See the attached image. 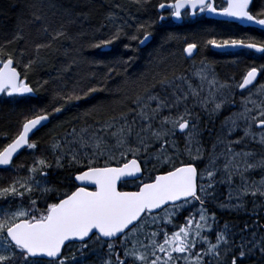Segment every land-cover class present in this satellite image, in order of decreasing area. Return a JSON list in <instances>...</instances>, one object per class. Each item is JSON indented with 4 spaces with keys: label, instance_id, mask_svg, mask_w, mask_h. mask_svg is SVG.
Segmentation results:
<instances>
[{
    "label": "trees",
    "instance_id": "16d2710c",
    "mask_svg": "<svg viewBox=\"0 0 264 264\" xmlns=\"http://www.w3.org/2000/svg\"><path fill=\"white\" fill-rule=\"evenodd\" d=\"M172 1L142 0L137 3L136 0H0V48L13 54L22 79L27 76L26 82L35 93V96H8L5 93L0 96V150L19 134L26 119L32 118L41 110L51 113L49 123L31 136L30 141L35 142L37 147L24 149L13 161L14 164L22 158L26 164L19 166L18 170H14V165H11L4 171H18L16 179L26 180L30 176L28 169L37 158L53 165L45 169L48 173L46 178L37 174L35 179L40 181L41 185L55 187L58 192L42 195L40 191L35 190L30 197L24 196L25 201L22 203L28 208L31 206L30 199H34L37 201L36 206L43 211L46 204L56 202L59 193L74 191L77 187L75 174L86 169V161L82 160L80 166H69L67 157L63 161V167H56L55 160L59 152L53 149L55 143H63L66 136L72 139L69 133L74 127L77 132L83 127H89L91 132L99 129L102 123L111 117H116L118 123L122 122L119 120L122 112L129 113L128 119L131 121L136 118L132 112V109L136 108V96L155 94L161 98H172L173 85L162 86L161 78L166 77L173 81L174 85H178L177 81H181L179 78L191 75V71H204L201 74L209 73L212 79L213 76L218 77V85L231 83L233 95L227 96L226 88L219 89L220 95L211 101L223 100V104L220 110L214 111L210 104L212 102L206 101L200 86L199 97L191 100L194 106L191 120L197 126L193 146L188 145L180 133L176 132L174 136L169 137V140L175 143V149L168 146L167 152L169 155H175L178 151L176 166H179L181 161L194 162L201 175L206 163L209 164L214 158V196L204 202L208 214L215 213L212 235L224 231L227 225V234L236 245L241 243V238L245 242L255 241L259 244L264 237V200L254 201L253 196H249L251 194H245L241 207L231 211H220L216 200L219 199L218 191L222 190L221 185L230 188L222 179L225 175L229 176L228 171L224 170V164L230 157L226 156L224 145L218 143L228 134L231 119L236 118L235 114L243 108L237 103L251 91H240L237 85L250 65H264V55L258 56L247 49L218 52L211 50L210 43L208 45L207 42L215 40L222 43L231 39L264 42V31L253 26L244 27L236 22L208 18L205 14L191 18L189 12L181 23H177L170 16L171 10L160 11L158 7L160 3ZM215 3L219 8L224 6L225 0H215ZM261 8H264V0H253L250 8L253 13H258ZM36 16L42 18L37 20ZM161 16L165 19L160 20ZM142 24L150 25L147 31L151 32V39L146 44L139 42L144 35L143 30L138 31ZM118 30V39H114L107 46L96 47L101 41L112 39ZM58 32L63 35L57 36ZM133 36H138L139 39L134 40ZM189 43L197 45L196 56L204 50L199 65L194 57L190 58L184 51L185 44ZM38 44L44 47L37 51ZM239 57V63H232L235 61L233 59ZM30 62L31 67L26 71L24 66ZM220 75L230 76L233 80L230 83L224 82ZM89 88L98 90L85 97L84 92ZM73 91L83 98L66 103L63 97ZM201 96L203 100L196 102ZM151 103L152 107L156 106L155 101ZM57 107L63 110L59 113L53 112ZM163 116H168L165 111L153 121L154 128L159 126ZM134 127L137 131L140 129L141 122L138 119ZM236 132L241 135V141H245L241 123L235 128L234 133ZM105 138L109 145L115 143L114 138ZM132 140L135 142V136ZM151 144L147 154L141 153L137 156L144 168V176L140 179L142 181H149L151 176L171 170L168 165L158 164L155 159L160 142L152 140ZM252 146L254 147L251 151L254 153L246 160L249 164L257 165L264 160V146ZM188 150L193 157L198 154L200 158L191 161ZM115 154L118 155V152ZM130 158L132 157L129 154L128 159ZM118 162H123L119 156L116 161L110 163L118 165ZM238 163L240 167L244 166V160ZM96 166H104V158H100ZM243 173L248 176L247 182L252 185L254 181L262 180L264 167L257 171L249 168ZM140 180L123 182L121 189L135 190ZM234 180L236 183L240 181L237 178ZM207 182V179L199 178L200 184L205 185ZM246 187L249 186L242 183L238 188L244 190ZM19 201L20 199L16 198L12 205L4 208L10 207L14 210L20 205ZM199 208L198 202H192L179 213L174 224H183L185 218L190 213L195 214ZM151 227L153 230L156 228L155 225ZM167 228L169 233L175 230L172 226ZM211 232L204 234L214 243L215 238L209 234ZM115 243L116 251H120L119 240ZM80 248V242L66 245L63 255L69 257V264H104L109 258L104 241L98 244L89 243L83 252ZM199 248L198 244L196 250ZM73 255L76 257L75 261L71 260ZM32 264H49V260L33 258ZM180 264H184V261L181 260ZM238 264H264V254H261L257 247L253 254L243 258L242 262L238 261Z\"/></svg>",
    "mask_w": 264,
    "mask_h": 264
},
{
    "label": "snow or ice",
    "instance_id": "6c2138e0",
    "mask_svg": "<svg viewBox=\"0 0 264 264\" xmlns=\"http://www.w3.org/2000/svg\"><path fill=\"white\" fill-rule=\"evenodd\" d=\"M136 2L141 3L142 0ZM252 3L253 0H225L224 6L218 8L215 0H173L171 4L160 3L158 7L171 8L170 15L176 18H180L183 11L188 10L191 15H196L197 11L209 12L264 26V8L254 14L250 9ZM35 18L39 20L42 17ZM159 19L165 18L161 16ZM147 27L150 25L139 26L138 31L144 32L143 39L139 40L141 44L151 36ZM59 35L63 33L58 32L57 36ZM119 35L120 30L112 39L101 41L96 47L111 44ZM132 39L136 40L139 37L133 36ZM209 43L218 48L243 47L264 53V42L246 43L244 39H231L219 44L215 40ZM42 47L44 45H36L37 51ZM196 48L195 43H189L184 51L191 56ZM16 63L12 53L0 48V93L8 96L33 93L34 89L26 82L27 76L21 78ZM24 67L27 71L31 67V62ZM261 72H264V65L250 67L237 87L247 89L253 85ZM205 78L201 76V80ZM160 83L162 86L173 85L171 99L161 98L155 94L138 95L134 100L136 108L132 109L136 117L133 120L128 119L129 113L122 112L119 117L122 122L118 123L116 117H111L110 120L103 122L99 129L91 132L89 127H83L79 132L74 127L69 133L72 139L66 136L63 143L57 142L53 145L54 151L59 152L55 160L56 167L64 166L65 157L69 166H80L82 160L86 161V170H81L74 177L76 181L81 182V186H77L71 192L59 193L56 202L46 204L43 211L36 206L37 201L34 199L29 201L30 208L24 207L23 204L14 210L10 207L0 208V264H32L33 258L37 257L48 258L49 264H69V257L63 255V249L66 242L73 241L80 242L81 252L88 248L89 243L98 244L104 241L109 257L104 264H113V258L115 264H180L181 260L184 264H238V261L242 262L243 258L253 254L257 247L259 252L264 254V237L259 244L255 241L245 242L241 238V243L236 245L227 234V225L224 231L218 232L214 243L204 234L211 232L215 223V213L208 214L204 207L205 199L214 196V158L201 175L194 162L181 161L180 166H176L178 151L175 155H169L167 152L168 146L175 149V143L170 141L169 137L174 136L177 131L181 133L187 131L188 141L191 142L192 130L195 129V125L190 123L192 113L186 105L183 112L177 111L175 115H172V112L178 110L189 95L199 97V91L189 83V92H183L179 85H174V82L166 77L161 78ZM210 84L215 85L217 81L213 79ZM230 87L229 84L219 85L220 89ZM97 90L89 88L84 92V96ZM82 98L75 91L63 97L66 103ZM152 101L156 102L155 107H152ZM222 104L223 101L215 103L214 111H218ZM249 104L252 105L251 108L248 107ZM166 108L169 115L161 117L159 126L154 128L153 121ZM62 110L61 107H57L53 112L59 113ZM50 115L51 113H44L41 110L32 118L25 120L19 134L0 150V166L11 165L14 155L25 146L29 149L37 147L35 142L30 141L29 134L42 122L48 121ZM137 119L141 122L138 131L134 127ZM241 119L246 122L244 137L256 140L257 134L253 126L258 125L259 142L264 145V85H261L259 99L254 100L251 95L245 98L244 111L231 119L230 131L238 127V120ZM106 136L114 138L115 143L109 145ZM133 136L135 142L132 140ZM152 140L160 142V149L155 154L157 163L168 165L171 170L153 175L150 182H144L140 180L144 169L137 156L148 153ZM235 143L240 141L237 140ZM116 152L123 162H118V166H111L110 162L117 160ZM188 152L191 161L200 158L199 155L193 157L190 150ZM129 154L131 159H128ZM251 155L249 152L233 153L232 160L224 165L229 177L234 174L243 177V172L249 168L264 167V160L258 165H253L247 163L245 159L244 168L241 170L236 158H247ZM100 158H104V166H96ZM51 167L53 165L46 160L37 158L28 169L30 173L28 179L14 180L9 186L0 188V199L8 200L11 197L22 200L25 195L30 197L35 190L40 191L42 195L57 193L55 187L41 185L40 181L35 179L37 174L46 178L48 173L45 169ZM198 177L201 180L207 179L208 183L198 184ZM129 179L140 180L136 185L137 190H121V182ZM88 185L92 188L90 189ZM257 193L264 196V182L260 186L253 184L251 188L246 187L241 195L255 196ZM192 202L199 203L198 211L195 214L190 213L183 224H174L179 213ZM152 225L156 226L154 230ZM167 226H172L175 230L169 233ZM117 240L120 242V251H116ZM198 244L200 248L196 250ZM75 259L73 255L71 260Z\"/></svg>",
    "mask_w": 264,
    "mask_h": 264
},
{
    "label": "rangeland",
    "instance_id": "374dc122",
    "mask_svg": "<svg viewBox=\"0 0 264 264\" xmlns=\"http://www.w3.org/2000/svg\"><path fill=\"white\" fill-rule=\"evenodd\" d=\"M205 14V12H203V13H201V12H197V15L199 16V15H204ZM170 16H172V15H170ZM208 43V45H209V42H207ZM207 45V46H208ZM211 45V44H210ZM186 46H187V44H185V48H186ZM210 49L211 50H213L211 47H210ZM214 51H216V50H214ZM203 52H204V50L202 51V52H200L199 54H198V56H196L197 54V51H196V53L193 55V56H190V58H193L194 57V59H196V61L198 62V65L200 64L199 63V60H200V58H201V56H202V54H203ZM233 60H235L234 62H232V63H239L240 62V60H241V58L239 57V58H235V59H233ZM192 62H193V60H192ZM204 65H207V64H204ZM196 70H193V71H191V75H186V77H185V79L184 80H178L177 82H179L178 83V85H179V89L180 90H182L183 92H189V88H188V84L190 83L191 85H192V87H194V88H196L198 91H199V94H200V92H201V90H200V86H202V89H203V91H204V95H205V99H206V101H209L210 100V102H212L211 100H213L215 97H217V96H219L220 94H219V85H218V83L217 84H215V85H213V84H210V82L213 80V79H215L216 81H218L219 80V78L218 77H216V76H213V79H212V75L211 74H209V73H205V74H201V73H203V72H195ZM193 74V75H192ZM198 74H201V75H198ZM209 74V75H208ZM198 75V76H197ZM201 76H204V77H206L204 80H201ZM226 76H224V77H222V75H220V78L224 81V82H227V81H229V83L230 82H232V80L233 79H230L229 77L230 76H227L226 78H225ZM233 77V76H232ZM236 77V76H235ZM234 77V78H235ZM230 85H231V83H230ZM221 90V89H220ZM226 95L227 96H232L233 95V89H232V87H230V88H226ZM251 95V98L252 99H254V100H256V99H259L260 98V96L259 97H255V92L254 93H252L251 91L250 92H248L247 93V95H245L243 98H241L240 100H239V102L237 103V105H242L243 106V108L242 109H239V112L238 113H240V112H243L244 111V100H245V98H247V97H249ZM195 97H192L191 95H189L188 96V98H187V100L184 102V103H182L181 105H180V107H179V109L178 110H173V112H172V115H175L176 114V112L177 111H179V112H183V110H184V107H185V105L187 106V108L189 109V111L192 113V115H193V113H194V109H193V103L191 102V100L192 99H194ZM224 98H226V96H224ZM200 100H203V97L201 96L200 98H198L197 99V101L196 102H198V101H200ZM223 100H219V101H216V102H212V103H210L211 104V107L214 109V106H215V103H220V102H222ZM240 101H243L242 103H240ZM209 106V105H208ZM248 107L249 108H251L252 107V105L251 104H249L248 105ZM220 110V109H219ZM163 111H165V114H167V115H169V111H168V109L166 108V109H164ZM238 113H236L235 115H237ZM190 123L191 124H194L193 123V120H191L190 121ZM241 123V126L243 127V129H245V127H246V122L244 121V120H239L238 121V124H240ZM195 125V124H194ZM231 127L232 126H228V129H229V131H228V134L226 135V137H222L221 139V142H219L218 144H220L221 146L222 145H224V151H225V154H226V156H229L230 157V159H229V161H231L232 160V154L233 153H239V152H249V153H254V151H251L252 150V148L254 147V146H252L253 144H255V145H262L260 142H259V133H260V128H256V126L254 125L253 126V130L256 132V134H257V138H256V140H252L251 138H249V137H244V132L242 133V137L245 139V141L243 140V141H241V139H240V136L241 135H239L237 132L236 133H234V131H235V129H233V130H231L230 131V129H231ZM195 131H197V126L195 125V129L194 130H192V140H191V142L189 143V141H188V132L186 131V132H184V133H180L179 135L180 136H182V138H184V140H185V142H187V144L188 145H190V146H193V142H194V132ZM238 131V130H237ZM242 132V131H241ZM177 133H178V131H177ZM237 140H239L240 141V143H235V141H237ZM262 146H264V145H262ZM229 149H231V151H229ZM198 154H195L194 155V157L195 156H197ZM116 156H119V154L118 155H116ZM227 158V157H226ZM245 159H247V158H244V157H237L236 158V162L238 163L239 161H241V160H245ZM25 160H23L22 158H19L18 160H17V162H15L13 165H14V170H18L20 167L19 166H23L24 164H26L25 162H24ZM229 161H227V163L229 162ZM209 164L208 163H206V167L208 166ZM225 165V164H224ZM258 165V164H257ZM243 168H244V166H241V170H243ZM6 169H7V167H6ZM6 169H0V179L3 181V184H1L0 185V187L1 188H3V187H7V186H9L12 182H13V179L14 180H17L16 178H17V173H18V171H14V172H5L4 170H6ZM225 170V169H224ZM252 170H262V167L261 166H256V167H252ZM11 178H13V179H11ZM234 178H237V179H239L240 181H237V183L235 182V180H234ZM223 183H225V184H228L229 186H230V188H228V187H225L224 185H221V187H222V190H220V191H218L219 192V199L218 200H216V202L219 204L218 206H219V208H220V211H231L232 209L233 210H237L238 208H239V206L241 207V205L244 203V199H243V197H244V195H241V192L243 191V190H240L238 187H240L241 185H242V183H244V185L245 186H248V185H251L249 182H247V179H248V176L245 174V173H243V177H241V175L240 174H236V175H232L231 177H229V176H224L223 178ZM262 182H264V176H263V178H262V180L261 181H259V182H257V181H254L253 182V184H255V186H260L261 185V183ZM208 183V182H207ZM207 183H205V185L207 184ZM219 184H221L220 182H219ZM252 184V185H253ZM251 185V186H252ZM238 186V187H237ZM252 190H254V189H252ZM26 196V195H25ZM249 196H252V195H249ZM10 198V197H9ZM8 198V199H9ZM253 198L255 199L254 201H262V200H264V196H261L259 193H257V195H255V196H253ZM20 199V198H19ZM3 199H0V208H4L5 206H10V205H12L13 203H14V201H15V199H9L8 200V202H5V200H3ZM25 201V199L23 198L22 200L20 199V201L18 202V204H22L23 202ZM260 201V202H261ZM224 205H227V207H225ZM31 206H29L28 208H30ZM235 208V209H234ZM212 233L213 232H211V233H209V234H211L212 235ZM216 235H217V232L214 234V235H212V237L213 238H215L216 237ZM159 254V253H158Z\"/></svg>",
    "mask_w": 264,
    "mask_h": 264
},
{
    "label": "water",
    "instance_id": "95a60500",
    "mask_svg": "<svg viewBox=\"0 0 264 264\" xmlns=\"http://www.w3.org/2000/svg\"><path fill=\"white\" fill-rule=\"evenodd\" d=\"M163 3H166V4H171L172 2H163ZM250 7H251V5H250ZM166 9H171V8H165V9H160L159 8V10L160 11H163V10H166ZM206 13V15L208 16V17H210V18H214V19H218V20H226V21H232V22H238V23H240V24H242L243 26H253V27H256V28H259V29H264V26H261V25H259V24H256V23H253V22H249V21H245V20H240V19H236V18H232V17H227V16H223V15H218V14H215V13H209V12H205ZM192 17H194L195 15H191ZM173 19L176 21V22H181L182 21V16L180 17V18H176V17H174L173 16ZM150 40V38L147 40V41H145L143 44H145V43H147L148 41ZM219 44V43H218ZM210 47L213 49V50H216V51H220V52H226V51H234V50H239V49H241V48H243V47H223V48H218V47H215V46H213V45H210ZM248 49V48H247ZM250 50H253V49H250ZM253 51H255V50H253ZM195 52H196V49H194V51H193V53H192V55H194L195 54ZM257 52V51H256ZM258 53H260V52H258ZM18 70V69H17ZM259 76V75H258ZM258 78V77H257ZM255 82V81H254ZM254 82H253V84H254ZM251 86V85H250ZM250 86H248V87H250ZM2 93H0V95H1ZM17 95H19V94H17ZM23 95H32V96H35V93L33 92V93H30V94H23ZM51 120V117L49 116V119H48V121H46V122H42V124L40 125V126H37V128L36 129H33V131L29 134V139L31 138V136L37 131V130H39L40 128H42L44 125H46V124H48L49 123V121ZM181 133V132H180ZM26 147V146H25ZM23 149V148H22ZM22 149H20L15 155H14V157H13V159L15 158V156L22 150ZM131 159V158H130ZM9 166V165H8ZM111 166H118V165H111ZM0 167H7V166H0ZM141 167L143 168V165H142V163H141ZM144 169V168H143ZM198 169V168H197ZM86 170V169H85ZM161 173H163V172H161ZM161 173H159V174H161ZM77 174H79V172L77 173ZM76 174V175H77ZM143 175H144V172L140 175V178H142L143 177ZM158 175V174H157ZM199 178V177H198ZM129 180H133V179H129ZM77 182V184H78V186H81V182H79V181H76ZM123 182V181H122ZM121 182V183H122ZM148 182H150V181H148ZM88 187L91 189V185H88ZM122 190V189H121ZM137 190V189H136ZM123 191H135V190H123ZM73 242H78V241H73ZM69 242H66V245L68 244ZM71 243V242H70ZM65 245V246H66ZM63 251H64V249H63ZM37 258H42V259H48V258H45V257H37Z\"/></svg>",
    "mask_w": 264,
    "mask_h": 264
},
{
    "label": "flooded vegetation",
    "instance_id": "af4514ba",
    "mask_svg": "<svg viewBox=\"0 0 264 264\" xmlns=\"http://www.w3.org/2000/svg\"><path fill=\"white\" fill-rule=\"evenodd\" d=\"M262 55H264V53L258 54V56H262ZM263 73L264 72H261V75H262L261 79L255 85H253L251 88L248 89V90H251L252 93L255 92V97L260 96L261 85H264V83H262V81H261L263 79ZM256 127H258V126L256 125ZM0 169H2V168H0ZM125 190H128V189H125Z\"/></svg>",
    "mask_w": 264,
    "mask_h": 264
},
{
    "label": "bare ground",
    "instance_id": "6f19581e",
    "mask_svg": "<svg viewBox=\"0 0 264 264\" xmlns=\"http://www.w3.org/2000/svg\"><path fill=\"white\" fill-rule=\"evenodd\" d=\"M190 17H192V16H190ZM261 30L264 31V29H261ZM249 42H254V41H249ZM246 43H248V42H246ZM252 66H255V65H250L249 68L252 67ZM256 67H257V66H256ZM249 68H248V69H249ZM261 77H262V75H261V73H260L259 76H258V78H257V80L254 82L253 85H255V84L261 79ZM262 83H264V73H263ZM253 85H252V86H253ZM21 130H22V128H21ZM26 148H27V147H24V148L22 149V151H23L24 149H26ZM17 156H18V155H17ZM11 165H13V163H12ZM11 165H10V166H11ZM10 166H9V167H10ZM1 184H3V181H2V180H1V182H0V185H1ZM248 186H249V188H251V187H250L251 185H248ZM0 188H1V187H0ZM9 199H10V198H9ZM2 201H3V200H2ZM5 202H8V200H5Z\"/></svg>",
    "mask_w": 264,
    "mask_h": 264
}]
</instances>
